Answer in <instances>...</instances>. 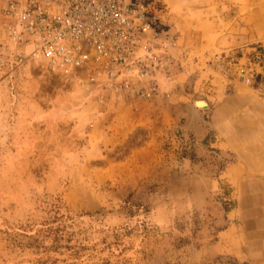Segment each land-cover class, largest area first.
I'll return each instance as SVG.
<instances>
[{"label": "rangeland", "instance_id": "1", "mask_svg": "<svg viewBox=\"0 0 264 264\" xmlns=\"http://www.w3.org/2000/svg\"><path fill=\"white\" fill-rule=\"evenodd\" d=\"M133 1L149 91L0 36V264H264V0Z\"/></svg>", "mask_w": 264, "mask_h": 264}, {"label": "built area", "instance_id": "2", "mask_svg": "<svg viewBox=\"0 0 264 264\" xmlns=\"http://www.w3.org/2000/svg\"><path fill=\"white\" fill-rule=\"evenodd\" d=\"M153 3L133 0H0V36L71 82L153 88L158 35ZM21 56V57H22Z\"/></svg>", "mask_w": 264, "mask_h": 264}, {"label": "bare ground", "instance_id": "3", "mask_svg": "<svg viewBox=\"0 0 264 264\" xmlns=\"http://www.w3.org/2000/svg\"><path fill=\"white\" fill-rule=\"evenodd\" d=\"M39 64H40V62L38 60L32 61L31 64H30V70L31 71H35L36 68H38L40 66ZM196 106L198 108H202V109H207L209 107L208 103L206 101H204V100L197 101L196 102Z\"/></svg>", "mask_w": 264, "mask_h": 264}, {"label": "crops", "instance_id": "4", "mask_svg": "<svg viewBox=\"0 0 264 264\" xmlns=\"http://www.w3.org/2000/svg\"><path fill=\"white\" fill-rule=\"evenodd\" d=\"M248 98H250V97H248ZM249 100L252 101L253 99L250 98ZM250 105H253V104H250ZM256 107H257V106H256ZM256 107H255V106H251L250 108H252L251 110H256V109H255ZM251 110H250V112H251ZM254 113H256V111L251 112V113H250V116H252V114H254Z\"/></svg>", "mask_w": 264, "mask_h": 264}]
</instances>
